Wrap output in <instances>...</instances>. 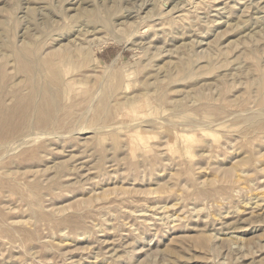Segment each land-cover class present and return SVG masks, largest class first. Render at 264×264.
Masks as SVG:
<instances>
[{
	"label": "rangeland",
	"instance_id": "obj_1",
	"mask_svg": "<svg viewBox=\"0 0 264 264\" xmlns=\"http://www.w3.org/2000/svg\"><path fill=\"white\" fill-rule=\"evenodd\" d=\"M0 264H264V0H0Z\"/></svg>",
	"mask_w": 264,
	"mask_h": 264
},
{
	"label": "bare ground",
	"instance_id": "obj_2",
	"mask_svg": "<svg viewBox=\"0 0 264 264\" xmlns=\"http://www.w3.org/2000/svg\"><path fill=\"white\" fill-rule=\"evenodd\" d=\"M110 4H111V3H110ZM112 6H113V5H112ZM133 6H134V5H133ZM141 6H142V5H141ZM80 9H81L80 11L78 10L79 13H83V14H84L85 11H86V10H85L86 8L83 7V9H82V8H80ZM128 9H129V8H128ZM115 10H116V9H115ZM260 10H261V9H260ZM83 14H82V15H83ZM86 20H87V19H86ZM98 20H99V19H98ZM81 22H82V21H81ZM86 23H87V22H86ZM88 23H89V22H88ZM92 24H93V23H92ZM82 25H83V24H82ZM87 27H88V26H87ZM96 28H97V27H96ZM86 29L88 30L89 28H86ZM94 29H95V27H94ZM90 30H91V29H90ZM84 31H85V30H84ZM86 32H89V30L86 31ZM78 34H79V33H78ZM68 50H69V48L63 50V58H65L66 60H70V59L72 58V57L68 56V54L66 53ZM69 52H71V51L69 50ZM69 52H68V53H69Z\"/></svg>",
	"mask_w": 264,
	"mask_h": 264
}]
</instances>
